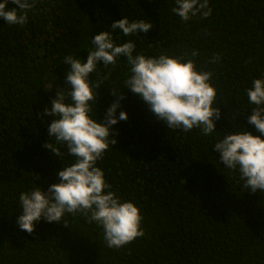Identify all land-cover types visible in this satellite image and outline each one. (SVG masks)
<instances>
[{"label":"trees","instance_id":"1","mask_svg":"<svg viewBox=\"0 0 264 264\" xmlns=\"http://www.w3.org/2000/svg\"><path fill=\"white\" fill-rule=\"evenodd\" d=\"M16 7L9 3L6 10ZM174 7L176 0H36L23 26L0 20V264H264V192L245 189L214 148L237 129L262 135L248 123L254 105L246 89L264 79V0H209L211 16L188 22ZM124 18L153 29L113 32L111 25ZM105 31L118 45L133 41L134 54L194 59L198 71L213 73V106L221 109L220 134L168 129L126 88L131 70L125 57L108 68L101 62L90 74L98 92L91 118L105 119L118 100L111 89L125 97L117 116H129L112 126L117 143L96 165L111 191L143 216L145 235L119 249L107 246L90 214L65 213L60 223L41 219L32 234L17 224L21 193L36 185L47 191L74 162L50 136L56 117L45 110L57 92L67 97L71 90L65 57L86 63L91 40ZM192 50L199 56L191 57ZM216 54L221 58L213 64ZM49 142L59 156L44 147Z\"/></svg>","mask_w":264,"mask_h":264},{"label":"clouds","instance_id":"2","mask_svg":"<svg viewBox=\"0 0 264 264\" xmlns=\"http://www.w3.org/2000/svg\"><path fill=\"white\" fill-rule=\"evenodd\" d=\"M9 3L17 7L6 10ZM35 4L36 0H4L0 3V20L23 26ZM172 11L184 22L197 14H202L203 18L212 14L209 0H176ZM111 28L113 32L118 29L124 36H130L148 33L153 24L143 20L130 22L124 18L115 20ZM91 44L93 47L86 63L71 55L65 57L64 63L70 65L66 80L71 90L66 89L67 97L64 91L57 92V98L45 110L46 115L56 117L48 129L50 136L66 147V155L73 157L74 162L58 173L61 182L51 185L47 191L35 184L31 191L21 193L22 214L17 224L21 230L32 234L35 223L41 219L60 223L65 213L90 214L89 223L95 222L103 228L107 246L119 249L145 235L143 216L136 204L122 202L111 191L104 171L96 165L117 143L112 126L127 121L129 116L127 112L117 116L120 101L125 97L120 95V90L111 89L118 100L107 110L105 119L91 118L98 92L94 91L90 74L96 72L101 62L108 68L116 65L118 58L125 57L131 70L125 81L126 88L139 95L157 121L163 122L168 129L190 132L195 128L205 136L214 132L220 134L216 131L215 121L221 118V109L213 106L217 97V90L211 83L213 73L198 71L194 59L134 54L136 45L133 41L118 45L112 33L107 31L96 34ZM190 56L198 57L199 52L192 50ZM220 58V54H216L211 63H217ZM246 96L249 104L254 105L248 123L262 135L254 136L247 129H237L234 133L223 134L214 148L220 154V163L229 170L238 171L245 189L253 193L264 192V79L253 80L252 86L246 89ZM44 147L56 157L60 155L59 149L50 142Z\"/></svg>","mask_w":264,"mask_h":264}]
</instances>
